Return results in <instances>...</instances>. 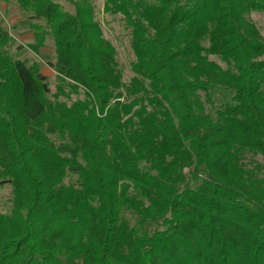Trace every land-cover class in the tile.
Here are the masks:
<instances>
[{
  "label": "trees",
  "instance_id": "obj_1",
  "mask_svg": "<svg viewBox=\"0 0 264 264\" xmlns=\"http://www.w3.org/2000/svg\"><path fill=\"white\" fill-rule=\"evenodd\" d=\"M2 1L39 48L53 38L60 86L52 98L0 27V264H264V180L241 164L264 156V40L247 20L264 0H105L131 34L129 82L95 0Z\"/></svg>",
  "mask_w": 264,
  "mask_h": 264
},
{
  "label": "rangeland",
  "instance_id": "obj_2",
  "mask_svg": "<svg viewBox=\"0 0 264 264\" xmlns=\"http://www.w3.org/2000/svg\"><path fill=\"white\" fill-rule=\"evenodd\" d=\"M66 11L73 12L74 4L66 0H56ZM105 0H95V17L101 24L105 38L117 50V60L119 68L124 76V81L129 82L133 77L131 72V63L135 61V55L132 49V38L130 31L126 29L120 15H110L104 13ZM247 20L256 26L262 39L264 40V12H252L247 16ZM30 15L24 13L17 2L5 3L0 0V27L10 35L12 41L8 47L9 53L17 60L26 62L28 65L36 63L40 72L47 78L51 89L52 98L58 94L60 82L57 73L50 67L51 62H55V44L51 36L48 37L44 48H39L34 41V32L31 29ZM210 59L222 67L226 64L216 56ZM264 59V57L262 58ZM67 94H72L69 88L65 89ZM204 96V95H203ZM84 95L72 94L71 98L60 97V101L71 104L78 99H83ZM241 164L248 174L254 178L264 180V156L254 153H246L241 159ZM185 170V172H187ZM12 198V188L9 186L0 190V211L7 213L10 209ZM135 222V220L133 221Z\"/></svg>",
  "mask_w": 264,
  "mask_h": 264
}]
</instances>
